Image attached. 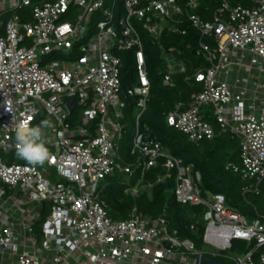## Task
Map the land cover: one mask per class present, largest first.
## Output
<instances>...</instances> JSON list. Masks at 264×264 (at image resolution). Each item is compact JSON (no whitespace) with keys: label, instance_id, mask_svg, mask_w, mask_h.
I'll list each match as a JSON object with an SVG mask.
<instances>
[{"label":"built area","instance_id":"1","mask_svg":"<svg viewBox=\"0 0 264 264\" xmlns=\"http://www.w3.org/2000/svg\"><path fill=\"white\" fill-rule=\"evenodd\" d=\"M197 7L198 0L186 4L188 10ZM97 13L103 18L89 35ZM184 15L177 0H0V152L17 151L21 122L50 125L42 128L50 153L43 164L8 163L0 153V264H200L203 255L216 260L224 255L231 263L220 261L227 264H264V252L257 254L264 248V215L250 220L228 206L224 195L204 197L201 172L182 165L141 128L152 83L136 21L157 41L168 27L164 20L173 23L170 30L185 34L179 29ZM187 19L200 33L187 48L203 63L185 79H195L201 89L187 105L177 104L168 124L192 142L214 139L217 127L236 135L243 164L228 167L256 180L245 191L259 193L264 180V0L248 7L224 0L211 19L197 14ZM125 51H134L138 77L127 89L120 55ZM182 54L175 47L166 51L165 86H175V75L186 73ZM128 96L137 98L141 109L130 152L139 155L144 170L165 158L167 172L159 179L178 170L177 200L208 208L203 249L170 229L166 214L151 219L135 209L118 220L108 213L101 181L117 171L134 172L132 163L119 158ZM70 99L77 101L73 109ZM208 106L212 115L203 111ZM149 187L138 185L132 193ZM190 229L198 233V223ZM236 240L255 244L243 256L226 254Z\"/></svg>","mask_w":264,"mask_h":264},{"label":"trees","instance_id":"2","mask_svg":"<svg viewBox=\"0 0 264 264\" xmlns=\"http://www.w3.org/2000/svg\"><path fill=\"white\" fill-rule=\"evenodd\" d=\"M177 1L185 8L183 23L179 24L180 30H186L185 34L182 31L170 30L169 25H173L170 23L156 41L148 30L140 29L152 83L147 109L141 118V128L148 138L156 139L170 154L179 158L182 165L192 164L195 172H201L204 197H208L209 193L222 194L226 197L228 206L253 220L260 214L264 215V180L259 184V193L246 192L245 187L257 184L256 180H245L241 172L228 167L230 163L239 167L243 164L240 139L231 132H221L217 127L218 134L214 139L192 142L187 135L168 124V115L177 104L183 102L187 105L192 93L201 89V84L195 79L191 82L185 79L187 75L192 74L195 66L203 63L194 55L193 50L187 48L188 44L195 43L197 37L200 36V33L191 27L187 17L190 14H197L209 20L224 0H198V7L193 10L186 9L189 0ZM228 2L231 6L248 7L253 4V0H228ZM171 47H175L178 52H183L179 58L185 59L187 65L186 73L175 75L176 83L173 87L164 85V75L168 69L166 51ZM120 55L124 62L123 84L127 89L137 84L135 55L132 51H125ZM124 99L127 105L124 110L125 134L121 149L122 147L128 149L124 157L127 163L133 164L134 172L129 175L117 171L105 179L101 194L107 203L109 215L113 219L124 220L129 218L135 209L151 219L166 214L170 229L176 230L180 238L192 239L197 248L203 249L202 238L205 231L203 217L208 208L204 205L183 204L177 200L175 189L178 170L174 169L167 174L165 179H159L167 172L164 167L165 158L159 160L158 166L144 170V166L138 160L139 155L131 154L130 150L136 131L134 113L137 98L128 96ZM138 185L150 187L143 188L136 196L132 193V189ZM193 222L198 223V233L190 229ZM254 244L255 242H252L248 245V242L244 240H236L233 249L229 251H236L237 254L243 256ZM261 252H264V248L257 254ZM216 258L231 263L224 255Z\"/></svg>","mask_w":264,"mask_h":264},{"label":"clouds","instance_id":"3","mask_svg":"<svg viewBox=\"0 0 264 264\" xmlns=\"http://www.w3.org/2000/svg\"><path fill=\"white\" fill-rule=\"evenodd\" d=\"M48 121L29 126L21 122L16 130L17 156L30 164H43L49 159V149L43 140L42 128L49 127Z\"/></svg>","mask_w":264,"mask_h":264},{"label":"rangeland","instance_id":"4","mask_svg":"<svg viewBox=\"0 0 264 264\" xmlns=\"http://www.w3.org/2000/svg\"><path fill=\"white\" fill-rule=\"evenodd\" d=\"M119 5H120V7L121 8H123V6H122V3L120 2L119 3ZM103 18V16L101 15V14H99V13H97L95 16H94V19H93V23L90 25V27H89V35H92L93 33H95L96 31H97V29H96V24H97V22L100 20V19H102ZM66 19L67 20H70V21H74V18H73V16L72 15H68L67 17H66ZM161 23H163V24H165V25H169L170 24V22H168V21H162ZM136 25H137V28L139 29V31H140V29L141 30H147V29H145L144 27H143V23H141V22H138V21H136ZM141 33V32H140ZM133 52V54H134V51H132ZM56 58H58L57 56H55ZM52 57H50V59H51ZM70 59V58H69ZM45 60H48V57H46L45 58ZM42 61H43V59H42ZM136 109V111H135V113H134V118L135 117H137L138 116V114L141 112V109L140 108H138V107H136L135 108ZM125 110V109H124ZM203 111L206 113V112H210L211 113V115L213 114V108H212V106H208V107H204V109H203ZM211 120L213 121L214 119H213V117L211 118ZM215 121V120H214ZM213 121V122H214ZM46 134V132L44 133V135ZM128 152V149L127 148H125V147H122V149L120 148V152H119V158H120V160L122 161V162H126V158L124 157L125 156V154ZM1 153V155L3 156V158H4V160L6 161V162H8V163H10V162H12V161H14V162H18V163H25V162H27L26 160H23V159H21V158H19L18 156H17V151H13V152H10V153H6V152H0ZM53 179L54 180H56L57 179V175H56V173L54 172V174H53ZM105 180H103V181H101V183H100V185H99V192H100V196H101V198H102V194H101V189H102V187H104V185H105ZM51 210V207H47V211L49 212ZM197 220V219H196ZM203 224L204 225H206L205 224V222L203 221ZM171 228H173L172 226H171ZM207 248H209V246L207 247ZM229 254H232V255H237V253H236V251H229ZM245 254H246V252H245ZM256 261H258L259 262V260H257V258H256Z\"/></svg>","mask_w":264,"mask_h":264},{"label":"water","instance_id":"5","mask_svg":"<svg viewBox=\"0 0 264 264\" xmlns=\"http://www.w3.org/2000/svg\"><path fill=\"white\" fill-rule=\"evenodd\" d=\"M77 104V101L74 99H70L69 100V106L71 109H73V107ZM200 264H227L224 261H220V260H216L214 258L208 257L206 255H203L201 257V262Z\"/></svg>","mask_w":264,"mask_h":264},{"label":"crops","instance_id":"6","mask_svg":"<svg viewBox=\"0 0 264 264\" xmlns=\"http://www.w3.org/2000/svg\"><path fill=\"white\" fill-rule=\"evenodd\" d=\"M209 197V196H208ZM203 248H204V246H203Z\"/></svg>","mask_w":264,"mask_h":264}]
</instances>
